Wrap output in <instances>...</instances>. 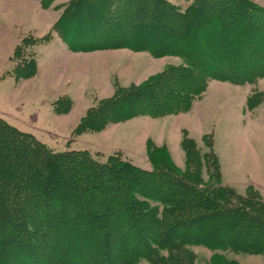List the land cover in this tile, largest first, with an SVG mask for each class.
Segmentation results:
<instances>
[{"label":"trees","instance_id":"trees-1","mask_svg":"<svg viewBox=\"0 0 264 264\" xmlns=\"http://www.w3.org/2000/svg\"><path fill=\"white\" fill-rule=\"evenodd\" d=\"M75 1L58 24L73 49L183 58L177 71L167 67L90 108L75 134L187 109L164 97L186 92L190 99L207 79L245 84L264 77V9L248 0H186L184 10L169 0ZM35 64H17V78L33 76ZM60 101L69 111L71 99ZM149 145L151 170L123 159L99 162L83 151L55 152L0 118V264H190L182 249L191 245L264 252L263 202L201 183L165 147ZM212 262L236 264L221 253Z\"/></svg>","mask_w":264,"mask_h":264},{"label":"rangeland","instance_id":"rangeland-1","mask_svg":"<svg viewBox=\"0 0 264 264\" xmlns=\"http://www.w3.org/2000/svg\"><path fill=\"white\" fill-rule=\"evenodd\" d=\"M169 1L182 10L191 4ZM248 1L264 9V0ZM75 2L0 0V118L55 152L83 151L99 162L123 159L146 170L153 167L147 147L152 141L201 183L226 187L234 199L251 196L264 203V77L245 84L207 79L205 89L190 99L186 92L183 98L164 97L172 105L189 104L187 109L155 116L136 113L100 131L74 133L90 108L115 97L118 90L138 89L167 67L177 71L183 65L182 57H155L125 47L73 49L58 24ZM80 22L82 16L73 26ZM32 60L36 73L17 78V64ZM64 97L72 101L67 112L60 101ZM195 152L198 156L193 157ZM184 248L182 255L190 264H215L216 253L227 262L264 264V252Z\"/></svg>","mask_w":264,"mask_h":264}]
</instances>
